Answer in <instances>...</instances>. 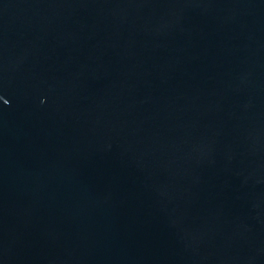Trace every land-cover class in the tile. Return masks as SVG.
I'll return each instance as SVG.
<instances>
[{
	"label": "water",
	"instance_id": "water-1",
	"mask_svg": "<svg viewBox=\"0 0 264 264\" xmlns=\"http://www.w3.org/2000/svg\"><path fill=\"white\" fill-rule=\"evenodd\" d=\"M0 264H264V0H0Z\"/></svg>",
	"mask_w": 264,
	"mask_h": 264
}]
</instances>
